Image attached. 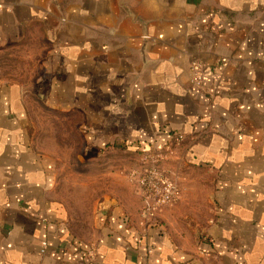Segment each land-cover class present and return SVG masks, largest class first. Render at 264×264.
I'll return each instance as SVG.
<instances>
[{"label":"crops","instance_id":"1","mask_svg":"<svg viewBox=\"0 0 264 264\" xmlns=\"http://www.w3.org/2000/svg\"><path fill=\"white\" fill-rule=\"evenodd\" d=\"M28 26L48 42L49 104L98 171L96 210L76 233L56 149L0 81V264H264V0H0L2 33ZM177 133L161 165L178 200L143 225L128 172Z\"/></svg>","mask_w":264,"mask_h":264},{"label":"rangeland","instance_id":"2","mask_svg":"<svg viewBox=\"0 0 264 264\" xmlns=\"http://www.w3.org/2000/svg\"><path fill=\"white\" fill-rule=\"evenodd\" d=\"M38 36L32 26L23 28L21 35H17L14 28L8 37L0 30V81L22 86L34 142L45 154L53 147L56 149L57 193L66 202L71 226L78 234L90 233L96 210L98 171L84 166L79 124L73 123L72 130H66L64 111L49 104L50 91L46 84L49 74L43 64L45 59L42 58L44 52L41 47L47 46L48 42L43 43ZM72 110L70 116L79 121L80 112ZM55 117L58 122L53 133L51 129L54 128L52 121ZM49 132L57 136L55 146L54 139L48 137ZM140 158L141 155L134 168L139 165Z\"/></svg>","mask_w":264,"mask_h":264},{"label":"built area","instance_id":"3","mask_svg":"<svg viewBox=\"0 0 264 264\" xmlns=\"http://www.w3.org/2000/svg\"><path fill=\"white\" fill-rule=\"evenodd\" d=\"M190 84L201 85L200 64L191 61ZM184 139L182 133L173 136L172 141L164 153L149 152L141 155L136 168L129 170L128 178L134 185V190L141 200L140 216L143 225L157 212L165 207L174 205L179 197V188L173 172L165 170L162 165L164 155L170 151L171 146L178 145ZM46 243H42L44 248ZM43 251V249H42Z\"/></svg>","mask_w":264,"mask_h":264}]
</instances>
